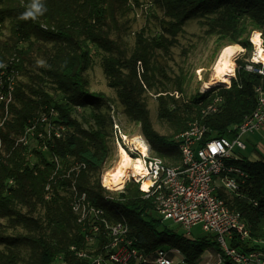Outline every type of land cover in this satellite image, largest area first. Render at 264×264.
<instances>
[{"label":"trees","instance_id":"1","mask_svg":"<svg viewBox=\"0 0 264 264\" xmlns=\"http://www.w3.org/2000/svg\"><path fill=\"white\" fill-rule=\"evenodd\" d=\"M25 3L28 5L30 0ZM157 3L167 19L162 34L153 40L138 34L129 58L119 44L123 41L124 29L120 19L126 14L128 0H42L46 11L37 18L48 25V32L31 20L18 18L14 32L20 34L19 41L27 44L37 39L54 43L49 59L50 78L62 91L63 98L58 100L57 95L49 96L43 92L35 96V100L31 96L32 90L17 87L15 102L18 107L10 106L12 120L0 129L7 152L0 161V221L8 219L12 228L23 230L16 237L4 236L0 222V264H56L58 261L89 264V259L77 255L86 251L88 246L79 217L71 207V181H59L56 176L52 179L55 163L49 160L51 155L57 156L67 167L71 162L87 165V171L78 179L77 189L87 192L93 205L109 209L111 220H119V216L111 212L112 209L119 210L130 225L131 236L137 239L138 249L145 253L153 254L166 247L178 250L186 264H205L209 259H205L207 251L212 254L221 251L214 235L204 233L192 239L164 226L153 200L141 198L136 183L127 186L125 193H121L111 206L104 202V196L110 191L101 186V174L109 149L104 121L96 116L95 109H100L106 98L88 90L85 73L91 61L90 46L93 45L104 53L105 75L109 86L117 90L126 115L142 125V133L154 155L168 166H177L181 155L174 136L186 131L201 117L204 107L215 97L222 96L225 103L220 112L207 116L203 123L209 129L206 139L227 137L231 126L240 125L245 116L255 111V88L264 86V77L246 72L245 61L241 60L236 71L237 80L231 82L230 88L197 93L190 101L181 103L166 91L170 79L157 58L158 52H170L177 44L183 26L194 18L200 19L207 28L206 34L215 36L219 43L251 48L249 37L253 31L262 32L264 37V0H157ZM4 5L5 0H0V7ZM25 8L17 10L16 17ZM8 16L7 11L0 8V32ZM116 51L121 52V57L115 56ZM26 56L21 63L26 62ZM3 59L0 57V62ZM139 62L144 69L142 80L137 74ZM11 69V66L0 67V80H4L5 85ZM183 85V82L179 83V93H182ZM145 86L160 89L158 119L167 125L173 136L166 138L153 129L149 110L143 101ZM70 105L90 111L87 116L89 128L72 118ZM51 109L57 114L52 122L66 127L64 137L39 142L40 145L46 143L47 152L16 145L15 137L32 127V123L43 116L42 112L49 115ZM34 133L48 134V130L37 126ZM33 144H36L35 139L31 146ZM232 162L248 175L244 195L220 192V196L241 213L250 226L252 239L264 240V157L254 162L240 158ZM20 246L26 247L27 257L22 256ZM231 246L252 250L249 244L232 242ZM99 252L98 248L96 253Z\"/></svg>","mask_w":264,"mask_h":264},{"label":"rangeland","instance_id":"2","mask_svg":"<svg viewBox=\"0 0 264 264\" xmlns=\"http://www.w3.org/2000/svg\"><path fill=\"white\" fill-rule=\"evenodd\" d=\"M26 6L25 0H5V5L0 7L3 10H6L9 14L7 20L3 26H1L0 57H3L4 59L0 62V67L12 65L16 70L14 73V79L11 82L14 86L12 101L8 106H5V104L0 106V129L3 128L4 124L12 120L10 106L14 105L18 107L15 102L17 87L21 86L32 90L33 94L27 92L28 94H31L35 100H37L35 96L43 92H46L49 96L57 95L56 97L58 100L63 98L62 91L57 88L55 82L50 78L52 68L49 65V59L53 53L54 43L47 40L33 39L30 43L25 44L22 43V40H18L20 34L16 35L14 32V26L18 21V17H16L15 14L17 13V10H21ZM30 20L31 19L26 21ZM166 20L164 10L157 3V0H128L126 14L120 19V23L121 25H124V29L122 31L123 41L119 43L121 50L125 52L127 58H129V52L134 50L138 34H142L150 40L158 39L162 34V27L166 23ZM31 21L36 23L41 30L45 32L50 31L48 25H46L45 22L38 20V18ZM206 29L207 28L201 24L200 19L194 18L183 26V32L178 37L177 44L170 49V52H158L157 58L159 59L160 64L164 66L168 73V78L170 79V83H166L168 87L166 91L171 97H174V99H177L181 103L184 101H190V99L197 93L204 94L206 92H211V90H217V88L220 87L228 88L230 86L229 82L228 84H217L205 88V83H208L211 80V68L213 67L220 51L229 44L227 42L219 43L215 36H209L206 34ZM254 32L257 31H253L250 34V37ZM238 46L244 49L242 54H245V58H249L253 50L252 45L251 48H245L241 45ZM90 53L91 61L88 70L85 73L87 88L91 93H97L106 98V101H104L105 104L102 103L100 109H95L96 116L104 121V128L107 134L106 141L109 149V157L101 174L102 186V179L104 180L106 172L113 168L118 161L115 144V128H118L122 134L127 137L131 146H133L132 140L135 138L146 139L142 133V125L133 121L126 115L125 107L118 97L117 90L109 86L108 79L103 69L104 53L93 45L90 46ZM24 56H26V62L21 63ZM115 56L121 57V52L116 51ZM238 61L239 59L237 58V62ZM239 63L236 71L240 67ZM199 68L204 69L205 73L198 74ZM137 74L138 79L142 80L141 76L144 74V69L141 62L137 65ZM175 80L176 83L174 84ZM182 82L184 83L182 93H179V83ZM144 89L145 94L143 101L149 110L153 129L159 135L166 138L173 136V132L167 127V125L163 124L158 119V96L161 95V93L158 94V92L160 89H150L148 86H145ZM67 102L68 101L65 103ZM70 107L73 108L72 118L85 126L84 128H89L90 126L87 124V116H89L90 111L86 108L75 107L72 105H70ZM43 109L44 107L40 112ZM41 115H45V113L42 112ZM38 120H40L39 117ZM44 125L45 124L43 123L40 124L41 127H44ZM11 136L13 135L11 134ZM15 138L16 145L23 144L29 146L30 149L37 148L42 152H47L44 149L47 147L46 143L44 142V145L39 144L42 140H46L45 134L29 133L27 135L25 129L22 134ZM33 139L36 140V144L31 146ZM242 142L246 145V150L235 149L233 151V156L251 162L257 161L260 157H264V129L244 136ZM6 153V149L4 150V146H2L0 157L3 158L7 156ZM153 156H155L154 153ZM236 167L238 166L236 165ZM125 189L123 190L124 193ZM120 192L121 191L118 190H112L106 195L115 198L117 201L121 194ZM0 222L2 223V234H4V236L16 237L23 233L21 228H12L8 219H2ZM163 225L179 235H184L192 239L204 235L201 227L194 228L191 235H188L183 229L172 222H164ZM1 248L3 247L1 246ZM19 249L21 250L20 252L22 256L27 257L28 251L26 247L20 246ZM164 249L169 250L166 247ZM209 253L210 252L207 251L205 255ZM172 258L174 264H186L184 262V257L180 254L175 253ZM56 264L63 263L58 261Z\"/></svg>","mask_w":264,"mask_h":264},{"label":"built area","instance_id":"3","mask_svg":"<svg viewBox=\"0 0 264 264\" xmlns=\"http://www.w3.org/2000/svg\"><path fill=\"white\" fill-rule=\"evenodd\" d=\"M261 46L264 49V37ZM256 47V44L252 42ZM255 49V56H256ZM248 73L264 77V60L249 61L244 65ZM257 107L255 111L245 116L238 126H231L228 136L222 138H205V134L197 133V126L191 127V134L179 135L174 142L181 145L188 155V162L184 168L166 171V167H156L153 162L145 160V154L138 150V157L146 173H155V180L146 189L148 195L158 194L159 187H167L169 198L156 206V213L162 223L172 222L183 229L188 235L196 227H201L206 234L216 237L220 252L214 257L215 264H264V246H253L251 242H242V227L235 223L229 209L223 208L220 192L242 197L248 175L239 173L238 169H230L227 159H239L233 156L235 149L246 150L242 138L251 133L264 129V86L255 88ZM225 100L217 96V104L209 115L220 112ZM57 114H49L43 124H49V132L45 139H62L66 132L64 125L52 122ZM119 134V132H118ZM232 135V136H231ZM124 140L126 138L123 137ZM48 151V148H44ZM50 161L62 163L57 156L51 155ZM73 163V162H71ZM76 163V173H84L80 163ZM65 165V169H66ZM146 178V174L143 176ZM54 178V173L53 177ZM216 183L224 184V191H216ZM257 204V203H255ZM71 207L74 212V195ZM92 214V225L83 228L88 249L78 252L80 258L89 259V264H174L172 256L176 251L160 248L153 254H147L138 249L136 238H124V231L116 222L108 220L95 205H89ZM82 224V222H79ZM92 239H99V246H92ZM249 244L252 250L232 247L231 243ZM99 248L100 252L96 253ZM75 248H73L74 250ZM91 254V255H90ZM185 262V260H184Z\"/></svg>","mask_w":264,"mask_h":264},{"label":"bare ground","instance_id":"4","mask_svg":"<svg viewBox=\"0 0 264 264\" xmlns=\"http://www.w3.org/2000/svg\"><path fill=\"white\" fill-rule=\"evenodd\" d=\"M261 35H263L262 32L257 31L254 32L249 38L253 50L251 55L247 59L245 58V54H242L244 52V49L242 47L238 45H230L224 47L220 51L213 67L211 68L212 77L208 83H205V88H209L210 86H214L217 84L218 85L228 84L229 82H230V86L228 88H230L231 82L233 80H237L236 69L241 59L245 61L244 65L249 64V61H254V59L264 60V49L261 46V38H260ZM252 42L256 44V47L253 45ZM255 49L257 50L256 56H255ZM237 58L239 59L238 62H237ZM10 66L12 67V65ZM15 71H16L15 68L12 67L11 74L6 80L7 85H5L6 82L4 80H0V106L3 104H5V106H8V104L12 101L14 86L11 84V82L14 79ZM204 73L205 70L199 68L198 74H204ZM216 104H217V97H215L209 105H207L202 109L201 117L190 124V126H197L198 134L206 133V126L204 125L203 120L204 118L209 116V112L214 109V106ZM50 113H54V109H51ZM48 118L49 115H43L40 118V120L32 123L33 124L32 127L26 128V134L27 135L29 133L33 134L37 126H40V124L44 123V121ZM44 127H46L49 132V124H45ZM115 129H116L114 131L115 144H116V151L118 154V161L116 162L113 168H111L106 172L104 176V180L102 179V187L108 191L118 190L121 191L120 193H124L123 190L125 189L126 186L132 183H136L139 185L141 198L145 200L151 199L153 200L155 206H162V202H164L165 199L169 198V190H167V187H159L158 194L148 195L146 193V189L148 188L149 184L151 182H154L155 180V173H146V170L142 164V160L139 159L138 157V150L141 151L143 154H145L146 161L153 162L156 167H166V171H174V170H180V168H184V166L188 162V155L186 154L184 148L181 145L176 144L178 151L181 155V161L177 166H168L163 159L153 156V151L146 140L142 138L139 139L135 138L132 140L133 146H131L130 145L131 143L129 142L127 137L124 136L118 128ZM184 134H191V127H189L186 131L175 135L174 138ZM123 137L126 138V140H124ZM2 146H4V150H5L3 139L0 136V151ZM3 158H0V161ZM234 160H238V159H227V166L230 169H238L239 173L247 174L241 168L236 167V165L232 162ZM80 166L81 168L84 169V171H87L88 167L85 163H80ZM58 170H65V171H57V163H55L54 176H56L59 179V181H64V179H69L71 181L72 185L71 188L69 189L70 192L72 193V196L74 195V203H75L74 213L77 214L79 217L78 222H82L83 228H90V226L92 225V214H90L89 212V205H93V203L91 202L88 193L85 191L78 190L76 185L82 173H76V163H70L68 167H66V169L64 163H58ZM58 172H61L62 174L58 175ZM145 174H146V178L143 177ZM216 191H224V184L216 183ZM243 195L244 193H242V196ZM103 200L105 203L109 204L110 206L112 202H116L115 198H111L109 195H105ZM223 208L229 209V214H232V219L235 220V223H237V225L242 227L244 231V234H242V242H251L253 246H264V240L252 239L250 226L242 218L241 213L232 209L225 199H223ZM98 209L100 211H103V215L106 216L108 220H111L110 216L112 215L107 211L109 209L105 207H98ZM111 212L119 216V220L115 222L118 227L125 229L124 238H134L130 234V225L128 221L120 213V211L116 209H112ZM92 246H99V239H92ZM174 251L180 253L178 250H174Z\"/></svg>","mask_w":264,"mask_h":264},{"label":"clouds","instance_id":"5","mask_svg":"<svg viewBox=\"0 0 264 264\" xmlns=\"http://www.w3.org/2000/svg\"><path fill=\"white\" fill-rule=\"evenodd\" d=\"M46 9L42 4V0H30L25 10L18 17L20 20H36L37 17L44 14Z\"/></svg>","mask_w":264,"mask_h":264},{"label":"crops","instance_id":"6","mask_svg":"<svg viewBox=\"0 0 264 264\" xmlns=\"http://www.w3.org/2000/svg\"><path fill=\"white\" fill-rule=\"evenodd\" d=\"M216 254H217V253H216ZM216 254L209 253V254L205 255V259H206L207 257H209L207 263H205V264H215V261H214V258H213V257H215ZM211 256H212V257H211Z\"/></svg>","mask_w":264,"mask_h":264}]
</instances>
